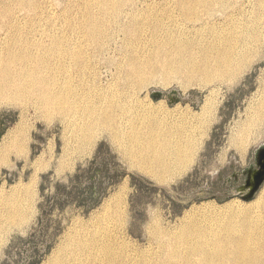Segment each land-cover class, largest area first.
<instances>
[{
	"label": "rangeland",
	"instance_id": "374dc122",
	"mask_svg": "<svg viewBox=\"0 0 264 264\" xmlns=\"http://www.w3.org/2000/svg\"><path fill=\"white\" fill-rule=\"evenodd\" d=\"M28 1L36 4L37 15L25 14L24 41L14 51L45 61L44 76L67 82L56 86L68 92L76 108L45 115L31 101L34 97L0 99V204L15 197L27 199V207L34 208L27 225L6 235L0 264H44L78 218L86 225L77 228L79 233L91 239L98 234V246L121 248L126 264H200L192 252L199 244L213 243V237L205 236L219 231L220 223L241 219L237 211L264 220V185L250 202L231 196L245 183L243 172L255 166L257 151L264 146V117L255 122L264 105V0H208L203 7L202 0H192L191 19L183 14L182 0H128L132 4L113 21L112 40L99 54L87 46L82 26L84 18L96 13L97 0ZM163 11L165 28L179 39L191 38L197 49L220 38L217 50L222 53L243 43L248 30L257 34L227 77L214 75L209 83L203 75L191 82L156 79L138 90L139 101H152L156 115L167 112L157 128L161 138L195 133L200 141L188 169L157 181L127 154L123 142H114L110 130L88 135L78 128L90 112L83 97L117 78L125 48L123 28L132 24L134 14L143 19ZM77 53L85 54L79 62ZM89 66H97L98 77ZM154 93L162 97L154 100ZM245 128L248 138L241 153ZM124 184V215L113 220L107 206ZM26 187H32L29 193Z\"/></svg>",
	"mask_w": 264,
	"mask_h": 264
},
{
	"label": "bare ground",
	"instance_id": "6f19581e",
	"mask_svg": "<svg viewBox=\"0 0 264 264\" xmlns=\"http://www.w3.org/2000/svg\"><path fill=\"white\" fill-rule=\"evenodd\" d=\"M207 1L202 0L201 6H205ZM129 4L132 2L128 0L96 1V13L84 18L82 22V26L87 31L88 37L85 38L89 43L87 45L89 48L98 50V54L106 50L105 48L113 37V21L125 13V6ZM181 4L184 16L191 19V14L195 10L192 0H182ZM35 5L28 0L0 2V99L16 101L26 96L34 97L31 101L45 115H49L51 110L64 112L71 109L75 111L76 103H72L68 92L56 86V84H68L67 82L63 83L52 77L44 76L46 64L42 59L28 55L27 51H25L26 55L14 51V48L24 41L22 26L27 20L25 14L37 15L38 10ZM152 13L143 19H140L139 14H134L132 22L130 21L132 24H129L127 19L129 25L123 28L125 48L122 59L117 65V78L115 82H110L111 84L103 87L99 86L100 88L88 92L83 97L90 112L85 119L82 118L84 126L78 130L84 129L88 135L102 128L110 130L114 142L116 144L123 142L128 147L127 154L136 159L146 173L157 181H163L166 177L175 176L178 171L182 172L186 167L188 169L187 165L199 149L200 141L196 139L194 133L196 131L192 130L194 134L186 135L185 133L183 136L180 134L181 137L177 138L174 134L173 137L176 139H169L170 137L163 139L164 136L161 138V133L157 128L159 129V120L166 116L167 112L164 111L163 115H156V112L154 113L156 106L152 104V101L148 100L147 103L139 101L138 90L156 79L164 83L178 78L191 82L199 75H203L206 76L205 81L209 83L214 80L212 79L214 75L227 77L244 58L250 49V39H254L257 33L252 29L248 30L245 32L246 40L241 43L242 45L238 41L231 48H223L222 53L217 50L221 46L219 43H222L220 38L219 41L212 42L203 49H197L192 40H189L191 38L179 39L178 34L171 33L167 27L165 28L164 11L159 14ZM141 17L144 16L141 15ZM29 18L33 20L32 17ZM152 23L153 27L150 25ZM215 50L217 52L214 53ZM83 53L86 54V52ZM85 54L79 53L74 57L75 61L82 60ZM96 67L89 66L88 69L98 77ZM91 82H95L94 79ZM263 117L264 105L255 122L262 120ZM241 136L239 146L240 152L243 153L247 144L246 128L241 132ZM72 151L71 149L69 153ZM125 185L127 186V184L122 185L112 195V198L110 197L109 206L106 205L108 217L113 220L121 219L124 215V200L127 199L125 197L128 193V186ZM30 188L32 187L24 189L28 191ZM27 206V199L22 200L15 197L8 198L0 204V256L7 242L6 235L13 229L20 231L29 223L34 208ZM235 215L242 217L231 222L220 223L219 231L210 232L205 236L213 237V243L199 244L198 248L192 252L194 257L201 260L200 264H264V220L252 217L245 210L237 211ZM77 220L76 223L73 221L74 227H71L66 239L61 241L62 243L56 247L44 264H126L121 258V248L110 243L98 246V234L92 236L91 239V236L86 233H79L77 228L82 230L86 228V225L81 219ZM167 257L170 256L167 255Z\"/></svg>",
	"mask_w": 264,
	"mask_h": 264
},
{
	"label": "water",
	"instance_id": "95a60500",
	"mask_svg": "<svg viewBox=\"0 0 264 264\" xmlns=\"http://www.w3.org/2000/svg\"><path fill=\"white\" fill-rule=\"evenodd\" d=\"M162 97L160 93L152 94L154 100ZM246 176L245 183L237 190L232 191L231 196H237L245 202L252 201L264 185V146L257 151L255 158V166L243 172Z\"/></svg>",
	"mask_w": 264,
	"mask_h": 264
}]
</instances>
